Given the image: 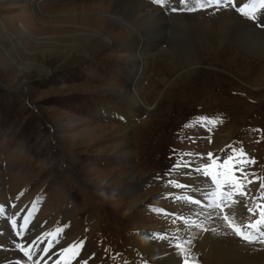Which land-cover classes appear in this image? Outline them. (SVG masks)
<instances>
[{
	"label": "rangeland",
	"instance_id": "1",
	"mask_svg": "<svg viewBox=\"0 0 264 264\" xmlns=\"http://www.w3.org/2000/svg\"><path fill=\"white\" fill-rule=\"evenodd\" d=\"M111 1L47 0L40 3L43 12L36 20L31 0H0V17L20 39L14 47L0 29V196L37 201L33 215L42 219L47 232L70 220L71 228L58 246L84 237L91 264H144L135 238L159 225L152 209L163 202L167 178H178V170L165 174L182 153L206 157L207 150L220 148L231 135L232 146L242 147L256 160L248 171L264 177V58L246 54L231 40L221 48L217 37L225 34L219 30L205 35L209 43L203 41L201 49L193 43L203 63L185 72L182 60L169 52L171 39L153 41L155 56L148 61L147 80H142L149 111L138 114L130 127L139 156L123 163L110 154L112 133L123 124L119 117L124 109L133 111L125 101L105 93V88L127 85L133 55L127 36L120 29L112 30L119 42L111 48L92 41L87 46L93 51L91 59L63 54L84 32L75 29L80 24L75 15L88 14L96 21L106 15ZM190 12L210 25L238 17L253 24L232 8ZM21 22L44 42L21 34ZM12 58L19 64L50 67L52 73H23ZM114 107H119L118 113L110 111ZM201 117L221 122L206 124ZM207 129L214 136L202 137L199 131ZM179 139L186 144L179 145ZM131 167L143 173L134 182L125 176ZM16 220L20 224V218ZM195 258L205 261L200 254Z\"/></svg>",
	"mask_w": 264,
	"mask_h": 264
},
{
	"label": "bare ground",
	"instance_id": "2",
	"mask_svg": "<svg viewBox=\"0 0 264 264\" xmlns=\"http://www.w3.org/2000/svg\"><path fill=\"white\" fill-rule=\"evenodd\" d=\"M239 1L241 2L244 0ZM31 2V14H33L36 20H39L38 15H41L43 12L40 7V3L47 2V0H31ZM172 6V3L169 1V7ZM188 7H195L194 0H191V4ZM161 9L162 8H160L159 6L153 4L152 0H112L110 7L105 10L107 12L106 15L103 18H97L96 21H93V18L90 19V15L88 14L81 13L75 15V18L80 21V24H77L75 29H82L84 30V32L80 34V37L76 38L77 41L75 43L70 45V47H72L70 51H63L65 52L63 54H65V56L67 55L69 58L70 56L78 53L85 59H91L93 51L88 50L87 46L89 43H93L92 41H95L97 39L103 42L106 47L111 48L115 43L119 42L115 40L114 35L111 33L113 32L112 30L120 29V33L123 32V34L127 36V41L125 42H127V45L133 50V55L129 57L132 62L131 67L132 69H135L130 70L127 77V85L125 88H118L109 84L105 88V93L113 95L114 97L125 101V103L130 106L133 111H130L131 113H129L128 109H124L125 113H122L119 117L123 124L120 128L115 130L116 132L112 133L113 139L110 148V154L112 156L118 155L122 159V162H132L136 158V155L139 156L137 147L134 148L133 145L134 140L132 138V130L130 127L131 123L136 120L135 118H137L138 114L144 115L145 112L149 111V103H147L144 99L142 80H147L146 68L148 61L150 60V58L155 56V52L152 53L150 47L153 44V41L155 42L156 39H159L160 41L164 42L165 40L167 41V38H169V40L171 39L173 44L172 47H170L171 50H169V52H172V54H175L182 60V63H184V65L182 66H184L183 69H185V72L194 70L202 66L203 63L202 58L199 56L200 54L198 55L196 49H194L193 43L202 45V42L204 41L206 44H208L209 41L206 39L205 35H210L212 33L215 34V32L219 30H223L225 34V36L217 37L221 42V48L224 43L227 42V40H231L239 45L240 48L244 52H246V54L252 55L253 57L257 58H264V33L257 29L253 24L248 23L240 17L235 18L228 23L224 21L216 23L215 21V23H211L212 25H210V23H204L203 21L198 19L196 12L184 11L185 13H191L188 15H184L181 13L182 11H178L176 13L171 12L169 8H164L165 12H161ZM166 13L169 14L168 16L171 19L170 21H168L169 19H166ZM18 28L20 30V33L25 37L27 36L31 40H37L38 43L44 42L42 40L38 41V39H36L34 34L30 31L29 26L25 22L19 23ZM0 29L9 37L14 47H16V44H20V39L18 40V37L14 36L10 32L7 27V23L1 17ZM49 40L48 43H50ZM161 44H158V47H160ZM201 48L202 47L200 46V49ZM8 56H10V54H8ZM12 59L13 63L17 65L23 73H31L32 71L45 74L52 73V69L50 67L29 63L19 64L18 61L16 62L14 58ZM162 85H164V83H162ZM254 88L257 90L258 87ZM261 88H264V84ZM116 108L119 107L109 109L113 113H118L119 110L117 111ZM102 113H104V111H102ZM109 115H111V112H109ZM145 122L146 121H144L143 123ZM139 123L141 124L142 121L140 120ZM185 132L189 134L188 130H185ZM208 132L209 130L199 131L202 137L214 136V131L210 133ZM230 138L231 135L230 137L224 138V144L220 148L216 149L217 147L214 148V146L211 147V149H216V154H221L222 157H224L226 154H231L230 148L228 147L229 145L232 146V142H229ZM179 141V145L186 144L184 141H182V139H179ZM206 148L207 147L205 145L204 149ZM184 153H186V151ZM191 153L194 154V152ZM204 158L206 159V157ZM189 159L193 161L194 166L198 165L200 162L198 157H185V160ZM138 170L139 169H137V167H131L130 169H127L125 172V176L127 177L126 179L129 182L136 181L139 177L138 174H143ZM183 171L184 170H178L179 174L177 180L180 183L199 186L202 181L207 179L202 176L184 175ZM141 177L143 178V176ZM164 185L169 187V189L168 191L166 190V192H163V194L161 195L163 202L160 205L153 207L151 213L152 216L159 221V225L157 227H153V229L150 231L140 232L139 235L137 234L138 236L135 238V245L139 249L141 254L144 255V262L146 261L147 264H178L180 258L177 255L176 250L172 247H169L167 241L159 240L156 237L161 234H167L171 238V236L175 234V229L180 228L181 231L178 233V235H180L182 239L186 240L192 238L193 254L195 256H198L200 254L205 257V261L204 258L203 260H198L200 264H264V244H261L258 241L254 243L243 242L234 234H232L231 230L228 229L226 225L215 215H213L212 220L205 223V227L208 229V231H201L196 228L187 229V226H185L180 220H177L176 224L173 225L171 222V218H166L162 214L157 213L154 209L157 207H163L167 211L176 212L178 215H183L184 217H192L198 218L199 220H204V213L210 211L205 209L203 210V212H201V209L195 205L173 203L170 199H165V194L170 191L176 195H180L182 193L180 189H174L168 186L167 181L164 182ZM7 198L5 196H0V207L4 208L3 213L6 212L7 216H15V219L19 218V212L23 213L31 207L32 212L34 213L37 208V201H33L32 203H25L24 201L18 199L10 200V197L8 199ZM195 198H200L199 193L195 194ZM10 203H13L12 208ZM237 210L241 214L245 213L242 205H238ZM3 213H0V264H33L34 262H31V260H26L12 243V237L14 236V233ZM196 213L201 214L199 215V217H197ZM59 227L64 229L63 234H61L63 238L66 231L71 228L70 220H64ZM212 229H216V231L214 232L212 231ZM31 230L27 232L28 234L31 232L30 235H26L28 238L27 240L22 237H15L16 242L27 244L30 243L33 237H35L36 235H45L46 233H48L47 229L43 227L42 219H33ZM52 231L53 230H51V232ZM79 239L84 240V237L81 236L67 242L64 241L62 245L57 246L55 251L60 252L63 247H67L70 243ZM86 242L87 240L85 241V245L81 249L78 258L74 261L73 264H85V261L87 262V264H91L90 262L92 257L87 254L90 249ZM42 247V245H35L31 249V251L33 253H39ZM44 259L45 255L42 256L39 264H48L44 262Z\"/></svg>",
	"mask_w": 264,
	"mask_h": 264
},
{
	"label": "snow or ice",
	"instance_id": "3",
	"mask_svg": "<svg viewBox=\"0 0 264 264\" xmlns=\"http://www.w3.org/2000/svg\"><path fill=\"white\" fill-rule=\"evenodd\" d=\"M152 3L162 9L169 8L172 12L195 11L207 8L219 10L231 7L240 16L252 21L255 27L264 29V19H260L261 14H264V0H247V2H240V6H237L236 0H195V7H188V0H178L179 5L185 6L183 8L169 7V0H152ZM201 120L212 125L221 122L218 119L210 120L208 117H201ZM228 147L231 154H226L224 157L216 156L212 152L206 154V159L204 154L201 153H182L180 158L168 170V173L165 174L170 175L175 170H184V175L207 178L199 186L180 183L177 179H169L167 185L174 189H180L182 194L176 195L170 191L164 196L165 199H170L173 203L195 205L201 209V212L205 209L210 210L204 213V220L184 217L176 212L167 211L163 207H157L154 210L166 218H171L173 225L176 224L177 220H180L187 226V229L196 228L201 231H208L205 223L212 220L213 215H215L231 230L232 234L241 240L247 243L258 241L264 244V177L246 170L248 166L256 164L254 157H250L242 147L236 148L231 145ZM193 155L199 158L198 165L194 166L192 160L184 159V157H192ZM257 181H259L258 194L250 195L248 186ZM196 193H199L200 198H195ZM249 200L251 201L250 204L248 203ZM238 205H242L245 210L244 214L238 212ZM3 212L4 208L0 207V213ZM200 214L196 213V216L199 217ZM32 215L29 212L24 217L23 223L20 224L17 223L15 216L7 220L14 232L12 243L29 260H32V256L35 255L31 249L36 245L39 237L27 244L16 242L15 237L28 239L26 229L31 223L30 217ZM180 231V228H176L175 234L171 238L167 234L158 235L156 238L167 241L168 246L176 250L180 258L178 264H198L192 252V238L182 239L178 235ZM212 231L215 232L216 229H212ZM63 232V228L57 227L54 232L46 233L45 235L50 239L47 240L48 247H44L42 251L48 253L49 248L58 242ZM84 245L85 241L79 239L70 243L67 247H63L61 254H68L64 257V264H69L70 260L76 259ZM34 264H39V262L36 261ZM57 264H60V261H57ZM85 264H87L86 261ZM144 264H147V262L145 261Z\"/></svg>",
	"mask_w": 264,
	"mask_h": 264
}]
</instances>
